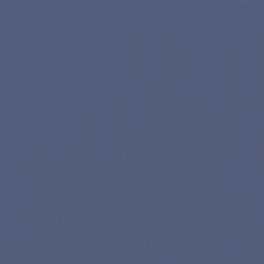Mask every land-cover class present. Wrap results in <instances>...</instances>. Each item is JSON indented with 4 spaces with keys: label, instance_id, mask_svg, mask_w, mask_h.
Returning <instances> with one entry per match:
<instances>
[{
    "label": "water",
    "instance_id": "1",
    "mask_svg": "<svg viewBox=\"0 0 264 264\" xmlns=\"http://www.w3.org/2000/svg\"><path fill=\"white\" fill-rule=\"evenodd\" d=\"M0 264H264V0H0Z\"/></svg>",
    "mask_w": 264,
    "mask_h": 264
}]
</instances>
